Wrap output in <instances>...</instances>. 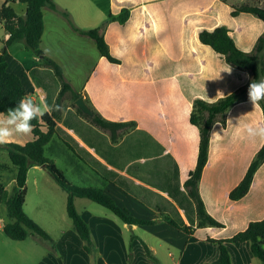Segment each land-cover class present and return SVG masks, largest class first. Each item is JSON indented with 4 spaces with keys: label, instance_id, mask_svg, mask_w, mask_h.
I'll list each match as a JSON object with an SVG mask.
<instances>
[{
    "label": "crops",
    "instance_id": "1",
    "mask_svg": "<svg viewBox=\"0 0 264 264\" xmlns=\"http://www.w3.org/2000/svg\"><path fill=\"white\" fill-rule=\"evenodd\" d=\"M8 1L19 17L25 16L26 5L19 0H0V9ZM52 1L58 10L43 9L41 49L45 55L60 65L72 90L104 120L135 125L114 132L94 128L100 137L92 138L81 130L93 143L91 148L73 130L58 123L102 169L116 173L127 191L81 161L76 165L79 175L88 182L91 170L102 184L100 189L122 208L140 219L155 221V225L126 227L123 223V227H114L106 215L87 220L82 214L98 249L96 262L84 251L79 236L68 231L56 241L52 239L61 256L48 251L36 264H218L219 247L207 237L227 240L250 222L264 218V163L248 194L238 202L230 201L231 191L264 144L258 138H248L243 131L247 124L264 126V100L253 108L248 100L252 74L228 65L224 57L199 41V34L226 27L239 50L253 52L264 26L251 14L233 17V7H263L264 0ZM61 11L70 14L79 29L97 30L109 47L111 59L99 53L94 40L76 32ZM125 12L128 18L121 21ZM9 37L0 23V54ZM6 49L8 71L21 79L27 96L37 102L40 97L50 103L56 100L58 80L25 41L18 40ZM232 94H237L240 102L212 127L209 158L199 182L207 212L223 227L197 228L194 212L192 228L196 235L189 236L168 225L155 206L164 208L165 200L172 202L185 224L190 225L167 191L178 197V184L180 191L187 193L184 184L197 166L200 133L191 123L194 105L196 101L213 104ZM66 99H71V94L67 93ZM63 105L64 118L66 111L73 109ZM33 139L31 132L13 136L8 143L25 145ZM133 192L152 205L141 203ZM144 245L154 259L146 254ZM225 245L232 264H260L248 242Z\"/></svg>",
    "mask_w": 264,
    "mask_h": 264
},
{
    "label": "trees",
    "instance_id": "2",
    "mask_svg": "<svg viewBox=\"0 0 264 264\" xmlns=\"http://www.w3.org/2000/svg\"><path fill=\"white\" fill-rule=\"evenodd\" d=\"M9 2L4 3L0 9V23L4 25L6 33L10 35L0 54V114H6L8 108L14 107L21 98L27 96L21 79L8 71L6 62V48L18 40H24L27 48L42 60V66L50 69L58 80L60 92L55 103L60 105V110L53 111L51 115L45 114L42 118L32 121V135L34 137L32 141L27 142L25 145L15 143L2 144L7 152L12 168L8 169L5 165L0 164V178L3 177L4 173L10 172L11 180L14 182L10 191L5 189L3 185H0V200L6 207L7 217L10 220L4 226L3 231L9 239L16 242L27 240L29 234L37 235L45 241L53 242L51 236L24 212L28 172L32 167H41L58 184L61 190L67 194V214L72 221L73 230L83 242L84 251L95 263L98 257V249L93 240L90 226L76 210V199H88L98 204L110 211L129 227L153 226L155 225V221L133 216L100 188H81L71 184L54 162L45 157V148L54 138H57L74 153L79 161L87 165L93 172L108 182L124 189L125 187L122 185L121 180H117L118 176L116 173L107 171L104 168L102 169V165L92 155L80 148L78 142L60 127L58 123H62L69 130H73L74 134L91 148H94L93 143L86 138L81 130L85 129L89 133L90 138H92V135L100 137V134L94 128L114 132L130 126L134 127L135 125L132 123L117 124L108 122L90 106L94 115L93 117H89L76 107L75 101L82 97L81 94L75 93L72 90L71 86L65 81L60 65L46 56L41 49V40L44 33L43 9L58 10L57 5L52 0H19V2L26 5L24 17H19ZM61 12L69 20L76 32L94 40L99 53L103 57L111 59L109 47L97 30H81L73 24L70 14L66 11ZM125 13L126 15L124 14L120 17L121 21H125L128 18V13ZM238 13L251 14L257 17L264 26V6L251 7L243 5L241 7H233L232 16L235 17ZM199 41L224 57L226 63L233 68L250 72L254 80L264 79V33L257 40L254 51L251 53H245L237 48L226 27H218L213 31L204 30L200 32ZM67 93L71 94V100L73 101L71 108L74 111L71 109L67 110L63 118L62 113L65 108L63 100ZM239 102V96L232 94L213 104L208 105L196 101L194 105L195 111L191 115V123L199 128L200 133L197 166L194 171L190 172L189 179L184 184L187 193L180 191V185L178 184L176 186L178 197L175 195V192L173 193L171 190L167 191L173 202L184 211L190 225L185 224L177 207L172 202L165 200L164 208L161 207V204L155 206V209L168 225L189 236L196 235V232L192 228L195 225V221L191 213L194 214V212L196 213L197 228L219 229L223 227L220 221L207 212V207L200 194L199 182L209 158L211 129L218 119L222 120L226 112L238 105ZM262 111L264 120V105L262 106ZM111 137L113 141H116V137ZM262 163H264V144L253 159L242 181L231 191V202H238L248 194L253 178ZM132 194L141 203L147 206L152 205L147 199L142 198L137 193L133 192ZM179 197L181 198L179 199ZM207 239L210 243L216 244L219 247L220 261L218 264H232V257L225 243L245 242L250 244L251 252L260 261V264H264V218L250 222L246 229L227 240H212L209 237ZM144 247L146 254L153 258L148 247L146 245ZM52 248L55 250V246Z\"/></svg>",
    "mask_w": 264,
    "mask_h": 264
},
{
    "label": "rangeland",
    "instance_id": "3",
    "mask_svg": "<svg viewBox=\"0 0 264 264\" xmlns=\"http://www.w3.org/2000/svg\"><path fill=\"white\" fill-rule=\"evenodd\" d=\"M63 102L66 106L73 105L71 99L63 100ZM45 157L54 162L71 184L81 188H102L101 182L96 180L97 176L91 170H89L92 174L89 177L90 181L82 180L78 167H76L80 163L79 160L57 138H54L45 148ZM0 164L5 165L8 169L12 168L2 144H0ZM11 178L10 172L4 173L0 178V185L9 191L14 185ZM26 189L25 214L47 232L54 241L62 234L74 231L72 221L67 214V194L41 167H32L29 170ZM75 201L77 202L75 205L77 212L81 216L84 214L87 220L94 216L106 215L115 223L114 227H123V223L114 214L98 204L88 199H76ZM134 216L136 217V215ZM9 222L6 207L0 200V264H36L48 251L57 257L61 256L54 241L52 243L45 241L37 235L29 234L27 240L23 242L9 239L3 231L4 226ZM126 227L129 226L126 225ZM53 246H55V250H53ZM62 248L64 247L62 246ZM67 250L63 249L65 254H68Z\"/></svg>",
    "mask_w": 264,
    "mask_h": 264
},
{
    "label": "clouds",
    "instance_id": "4",
    "mask_svg": "<svg viewBox=\"0 0 264 264\" xmlns=\"http://www.w3.org/2000/svg\"><path fill=\"white\" fill-rule=\"evenodd\" d=\"M228 72H231V69ZM248 100L253 108L259 107V102L264 100V79L250 82ZM59 110L60 105L56 104L55 100L50 104L44 97H40L38 102L30 96L21 98L14 107L8 108L6 114H0V144L8 143L13 136L29 135L33 131V120ZM243 131L250 139L258 138L264 141V126L247 124L244 125Z\"/></svg>",
    "mask_w": 264,
    "mask_h": 264
},
{
    "label": "water",
    "instance_id": "5",
    "mask_svg": "<svg viewBox=\"0 0 264 264\" xmlns=\"http://www.w3.org/2000/svg\"><path fill=\"white\" fill-rule=\"evenodd\" d=\"M76 107L85 115L89 117H93L94 112L89 107V105L86 103L84 97H80L75 101Z\"/></svg>",
    "mask_w": 264,
    "mask_h": 264
}]
</instances>
